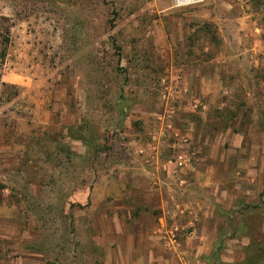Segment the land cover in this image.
<instances>
[{"label":"rangeland","instance_id":"obj_1","mask_svg":"<svg viewBox=\"0 0 264 264\" xmlns=\"http://www.w3.org/2000/svg\"><path fill=\"white\" fill-rule=\"evenodd\" d=\"M5 27L0 264H102L96 213L103 209L86 200L82 187L103 173L118 179L117 171L136 166L141 147L176 125L180 102L171 93L182 88L187 64L217 55L244 58L229 82L231 105L243 107L244 81L253 89L252 105L261 108L264 0L181 6L174 0H0V35ZM203 105L198 99L187 117L196 121ZM162 137L160 158L172 160L170 139ZM250 137L239 148L224 140L212 143L201 161L194 148L189 168L213 169L207 183L221 185L217 197L234 202L218 208L230 229L216 254L240 230L250 244L233 254L238 263L263 264L264 167L260 172L258 162L248 159L261 148V139ZM174 188L179 195L175 183ZM187 195L179 201L195 196ZM238 242L245 244L246 236ZM229 251L220 253L222 260Z\"/></svg>","mask_w":264,"mask_h":264},{"label":"crops","instance_id":"obj_2","mask_svg":"<svg viewBox=\"0 0 264 264\" xmlns=\"http://www.w3.org/2000/svg\"><path fill=\"white\" fill-rule=\"evenodd\" d=\"M246 7L249 8V5ZM243 60L217 55L183 67L182 88L171 93L181 104L176 117L179 119L181 115V119L175 122L176 125L170 131L164 129L159 136L150 140L152 142L147 143V147L137 151L136 166L117 171L120 174L116 187L112 186L116 180L108 179L106 173L97 182L82 187L81 192L87 194L86 200L94 207L103 209L96 213V224L99 226L96 239L103 246L102 264H239L233 254L237 249L246 250L250 244L246 232L239 230L233 238L223 241L220 253L223 255L230 247L229 258L222 260V255L216 254L217 244L230 229L228 219L218 212V208L222 205L231 208L234 202L217 197L221 185L207 183V176L214 173L213 169H193L190 166L177 169L174 158L177 153H185L193 158L195 148L201 161L204 147L224 140L232 147L239 148L244 137L249 135L252 142L261 139V148L256 152L251 151L249 158H246L258 162V170L262 172L264 89L260 88V109L252 105L253 89L244 81L239 82L243 107L231 105L230 101L233 93L229 82L232 81L231 77H236ZM198 99H203L204 105L199 108L197 120L194 121L187 115L195 112ZM158 116L164 120L163 112L160 111ZM259 116L261 122L263 120L260 124L257 123ZM244 117H249L245 124L242 122ZM167 126L171 128L170 123ZM162 136L170 139L166 144L174 149L172 160L160 158ZM147 162H150V166L146 165ZM174 183L179 195L194 194V198L180 202L181 197L177 195ZM209 193L214 198H208ZM186 197L190 198V195ZM245 236L246 243L240 245L239 238Z\"/></svg>","mask_w":264,"mask_h":264},{"label":"built area","instance_id":"obj_3","mask_svg":"<svg viewBox=\"0 0 264 264\" xmlns=\"http://www.w3.org/2000/svg\"><path fill=\"white\" fill-rule=\"evenodd\" d=\"M192 157L185 153H177L174 158V164L177 169H184L192 164Z\"/></svg>","mask_w":264,"mask_h":264},{"label":"trees","instance_id":"obj_4","mask_svg":"<svg viewBox=\"0 0 264 264\" xmlns=\"http://www.w3.org/2000/svg\"><path fill=\"white\" fill-rule=\"evenodd\" d=\"M8 33H9V28L5 27L4 31L0 35L2 37L1 42H0V61H3L4 57L6 56V47L9 42ZM3 86H7V85L3 83ZM17 93L18 91H16L14 95L15 94L17 95ZM263 262H264V259H263Z\"/></svg>","mask_w":264,"mask_h":264},{"label":"bare ground","instance_id":"obj_5","mask_svg":"<svg viewBox=\"0 0 264 264\" xmlns=\"http://www.w3.org/2000/svg\"><path fill=\"white\" fill-rule=\"evenodd\" d=\"M174 1H175V4L177 6H181V5H185V4H189V3H196L199 0H174Z\"/></svg>","mask_w":264,"mask_h":264}]
</instances>
